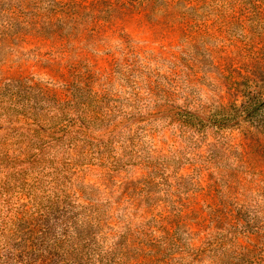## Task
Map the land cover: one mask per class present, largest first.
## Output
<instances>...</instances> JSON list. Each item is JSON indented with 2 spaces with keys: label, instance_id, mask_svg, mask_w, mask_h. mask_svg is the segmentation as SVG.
<instances>
[{
  "label": "rangeland",
  "instance_id": "1",
  "mask_svg": "<svg viewBox=\"0 0 264 264\" xmlns=\"http://www.w3.org/2000/svg\"><path fill=\"white\" fill-rule=\"evenodd\" d=\"M40 1L0 0L29 7L0 21V264H85L90 229L160 217L166 264H264V0Z\"/></svg>",
  "mask_w": 264,
  "mask_h": 264
},
{
  "label": "trees",
  "instance_id": "2",
  "mask_svg": "<svg viewBox=\"0 0 264 264\" xmlns=\"http://www.w3.org/2000/svg\"><path fill=\"white\" fill-rule=\"evenodd\" d=\"M39 1V0H37ZM41 3H46L45 8L41 9H57L55 14H59L60 9H100L103 5L107 9L115 8L110 0H93L85 5L84 0H68L67 2L56 1V0H41ZM120 8L129 9L133 8L130 5L129 8L125 4H121ZM12 9H29L24 6L9 5L8 8L0 9V21L6 25L11 24L14 20L13 15H17L18 12H13ZM39 9V8H37ZM61 12V11H60ZM5 27H0V40L4 41L7 39V35L4 33ZM248 106V105H247ZM253 106V105H252ZM258 107H243L241 112L247 115H254L258 111ZM241 113V114H242ZM199 116L194 115L192 119H198ZM218 126H227L225 124H219ZM86 224L88 226L94 225L95 228L100 227L99 221L93 219L92 216L85 217ZM162 218L158 220L160 235L155 236V233L148 234L142 239L136 238L132 240L128 236H120L118 241L112 244L108 249L103 250L96 246L95 238L96 232L89 230L85 239V264H166L169 260L165 257L166 242L172 237L173 232L168 231L169 229L161 226ZM91 228V227H90ZM21 237H24V241L28 240V236L32 235L33 231L26 233L24 230L17 231ZM95 234V235H94ZM41 264H45V260L41 261Z\"/></svg>",
  "mask_w": 264,
  "mask_h": 264
}]
</instances>
